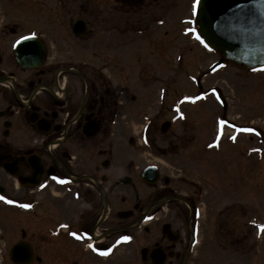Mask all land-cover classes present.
Masks as SVG:
<instances>
[{
  "label": "flooded vegetation",
  "instance_id": "flooded-vegetation-1",
  "mask_svg": "<svg viewBox=\"0 0 264 264\" xmlns=\"http://www.w3.org/2000/svg\"><path fill=\"white\" fill-rule=\"evenodd\" d=\"M51 1L70 19L43 33L0 19V196L17 201L0 200V208L23 227L11 249L30 252V264H99L105 256L121 264H236L229 255L236 229L211 228L204 190L179 187L195 176L162 177L158 168L150 182L144 171L155 164L140 169L132 153L117 150L131 105L98 70V18L109 12L111 34L133 35L161 23L149 13L163 11L166 0ZM139 13L148 17L133 21ZM238 69L249 81L264 73ZM89 245L111 251L101 255Z\"/></svg>",
  "mask_w": 264,
  "mask_h": 264
},
{
  "label": "rangeland",
  "instance_id": "rangeland-1",
  "mask_svg": "<svg viewBox=\"0 0 264 264\" xmlns=\"http://www.w3.org/2000/svg\"><path fill=\"white\" fill-rule=\"evenodd\" d=\"M28 2L0 0V19L20 23L22 31L35 34L70 19L68 13L51 8V0H35L32 8L25 6ZM192 5L193 0H166L163 11L149 13L151 21L160 14L157 20L163 23L152 21L147 28H135L133 35H112L109 12L98 18V70L107 77L104 84L124 90L122 100L131 105L128 132L117 140V150L132 153L140 169L155 164L162 177L195 176L189 182L196 184L179 187L191 192L192 184L204 190L202 214L211 228L236 229L230 261L264 264V233L258 227L264 224V73L249 81L230 63L209 73L220 56L187 31L196 27L188 21ZM145 17L134 14L132 20ZM165 121L172 124L164 134ZM161 150L166 159L157 156ZM13 219L12 210L0 208V264H13L11 244L23 228L14 227ZM99 264L121 262L106 256Z\"/></svg>",
  "mask_w": 264,
  "mask_h": 264
},
{
  "label": "water",
  "instance_id": "water-1",
  "mask_svg": "<svg viewBox=\"0 0 264 264\" xmlns=\"http://www.w3.org/2000/svg\"><path fill=\"white\" fill-rule=\"evenodd\" d=\"M197 9L198 32L208 51H214L245 69L264 68V0H201ZM75 29L80 30V24ZM40 58L43 59V53ZM223 61L215 64L211 72L216 71ZM169 127L170 123L166 122L162 131L166 132ZM145 172L150 182L156 181L158 173L155 168ZM10 258L15 264H30L31 254L15 246Z\"/></svg>",
  "mask_w": 264,
  "mask_h": 264
},
{
  "label": "snow or ice",
  "instance_id": "snow-or-ice-1",
  "mask_svg": "<svg viewBox=\"0 0 264 264\" xmlns=\"http://www.w3.org/2000/svg\"><path fill=\"white\" fill-rule=\"evenodd\" d=\"M200 2H201V0H193L192 14L188 18V21H189L190 24L198 23L193 18L197 17V14H198L197 13V6H198V4ZM239 7L243 8L245 6L244 5H240ZM262 15H264V14H262ZM160 22L163 23V21H160ZM262 22H264V19H262ZM187 31H190L192 33H195L197 39L201 40L202 43L204 42L203 41V38H202V36L200 34V32L197 31V28L196 27H189L187 29ZM32 35H35V33H32ZM25 39H26V37H24V36H21L20 37V40H25ZM18 43H20L19 40L17 41V44ZM205 46L207 47V44ZM213 91H215V90H213ZM185 99L190 100V99H194V98L193 97H185ZM220 123L223 125L226 122L225 121H220ZM249 131H254V129H249ZM233 139H235V138L233 137ZM217 146H218V144H217ZM41 186L43 187V185H41ZM0 200H4V201H6L9 204H15V203H17V201H15V200H9L6 196H0ZM21 207L30 208V207H32V205H30V204H23V205H21ZM61 227H65L66 228V227H68V225H61ZM258 227H259L261 233H264V224H260ZM71 235L72 236H76L77 233L76 232H72ZM130 239H131V237H129V236L121 237V240H124V241L130 240ZM89 247L90 248H93L94 251L100 252L101 255H107L111 251V249H108L107 251H101L100 249L95 248L93 245H89Z\"/></svg>",
  "mask_w": 264,
  "mask_h": 264
}]
</instances>
